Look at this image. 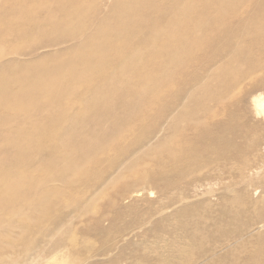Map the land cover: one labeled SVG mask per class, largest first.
Masks as SVG:
<instances>
[{"label":"bare ground","instance_id":"6f19581e","mask_svg":"<svg viewBox=\"0 0 264 264\" xmlns=\"http://www.w3.org/2000/svg\"><path fill=\"white\" fill-rule=\"evenodd\" d=\"M72 1L47 0L35 10L19 5L10 12L12 19L0 17V62L7 56H28L17 42L37 34L60 33L44 46L48 48L73 42L63 59L48 55L23 67L15 60L0 63V125L5 127L0 128V151L5 154L0 176L9 181L0 197L12 214L7 222L0 221V264L36 263L44 250L34 244L35 239L50 237L55 230H71L76 220L86 229L90 222L82 218L94 201L109 194L114 199L105 206L107 215L115 208L113 212L124 213L140 195L175 199L173 212L161 224L178 218L177 229L195 236L175 252L188 259L187 264H228L231 256V264H256L257 255L263 262L259 255L264 251V214L258 221L246 222L247 217L243 221V212L234 207L235 202L227 204V198L212 209L198 200L196 191L188 197L185 192L190 187L182 180L210 166L217 180L223 175H245L239 168L246 165L245 147L239 141L243 143L261 126L245 121L264 120V82H254L264 73V21L252 19V12L237 19L244 0H139L137 4L105 0L96 10L97 0L83 7L69 4ZM136 20L143 24L136 25ZM50 22L55 28L43 24ZM218 39L227 42L216 44ZM69 61L80 71L64 73L63 64ZM247 83L257 89L256 95L243 91ZM248 96L257 97L241 105ZM226 100L231 103L228 108ZM24 102L31 107H23ZM213 105L218 106L217 113ZM60 113L74 123L67 132L21 129L37 127L36 118ZM218 113L227 120H215ZM242 119V124L232 126L234 132L226 131L228 123ZM151 121L154 133L145 135ZM185 132L193 133V138L185 139ZM22 155L33 159L19 167L16 163ZM236 163L240 170L235 176ZM205 180H192L194 188L202 187ZM82 186L87 188L81 190ZM24 191L27 195L21 199L13 195ZM72 195L78 196L71 202L73 212L51 231L27 240L35 247L22 251L31 225L39 224ZM33 206L42 209L31 211ZM216 209L222 215L210 218L206 212ZM228 210L235 213L231 223L223 214ZM16 213L25 217L16 219ZM101 214L90 220L95 228L103 222L109 228L117 226L116 219L108 221ZM207 221L210 226L197 232ZM212 231L223 233L212 238ZM194 249H200L199 254L191 255Z\"/></svg>","mask_w":264,"mask_h":264},{"label":"rangeland","instance_id":"374dc122","mask_svg":"<svg viewBox=\"0 0 264 264\" xmlns=\"http://www.w3.org/2000/svg\"><path fill=\"white\" fill-rule=\"evenodd\" d=\"M45 1L47 0H0V17L12 19L13 16L10 14V12L13 8L18 7L19 5H24L23 7L25 9L35 10L39 8V5H42ZM61 1L65 2L67 0ZM91 1L92 0H73L69 4L74 5L75 7H83L87 4H90ZM104 1L105 0H97L98 4L94 7V10L97 9V6L99 4H103ZM138 1L139 0H132L131 2L137 4ZM243 12H252L254 14L252 19L260 17L259 20L264 21V3L260 2L259 0H244V7L238 10V13H240V15L237 17V19L243 18ZM246 19L250 20V16H247ZM43 24L47 25V28L49 26H51V28H55V24L51 22ZM135 24L142 25L143 23H141L139 20H136ZM59 34L60 33H58L57 31L51 33H42L34 35L31 38L25 39L21 42H17L19 48L24 53L28 54V56H7L2 59L0 63L15 60L17 62H20L19 65H22L23 67L26 63H29L31 61L33 62L37 59H43V57L48 55L56 60L58 58L63 59L65 58L63 57L64 52L73 46V42L61 44L54 48L44 47L55 42ZM206 38H208V36ZM212 38L213 37H211V39ZM226 42L227 41L225 39H218L215 41L216 44ZM37 54L38 58L33 57ZM67 57L68 59L70 58V56ZM9 58H11V60H9ZM5 59L8 60L6 61ZM47 63L53 65L51 61H47ZM62 71L64 73L70 74L78 72L80 70L79 66H76V64H74L72 61H69L63 64ZM254 82H264V73L258 74V76L256 77V81ZM250 84L251 83H247L243 87V91L247 90L248 95H252L257 91V89H253ZM256 97L257 96H248L247 98H242L240 104H250L252 103L251 101ZM227 101L228 100L225 101V104H227L226 106L228 108L231 103H228ZM22 106L27 108L31 107L29 103L25 102L22 104ZM194 106L195 105H192L191 108H193ZM197 107L200 108V104H198ZM214 108L215 105H213V109ZM217 108L218 106L213 110V112L217 113ZM56 115L57 114H54L53 118L50 119L36 118L35 124L37 127L35 128H24V126L20 128L23 132H56L55 135H57L58 132H67L66 128L70 125H73L74 123L68 120L67 116L61 113L60 115ZM220 119L227 120V117L221 116V114L218 113V116L215 117V120L221 121ZM243 119L234 120V122L228 123V125L226 126V131L228 132L229 129V131L231 130V132H234L235 130L232 129V126L236 124H242ZM247 120L245 122H247V124H249L250 126L258 125V123L261 126H257V129H255L256 132H251L247 136V139L243 141V143L242 141H239V143L241 145H244L245 147L244 163H246V165L241 164L244 165V167L239 166V168L243 171V175L245 174L243 178H238L236 176L238 170H240L237 166L238 163H236V165H233V167L237 166L234 168L237 170L233 171L234 175L236 173L235 178L232 176L230 177L229 175H223L220 176L217 180L211 176L210 169H212L213 167L210 166L208 169L198 172L197 174H193L192 176L186 177L182 181L188 182L187 187H190L189 191L185 192L188 197H192L194 195V191H196V193L198 194V200L207 202L212 209H215L220 204L223 205L227 198V204L232 205L235 202L236 204H233L234 207L236 209L238 208L237 210L243 212L241 216L243 218V221L245 220L244 218L247 217L246 219L249 218L250 220L248 219L245 221L250 223L258 221V219H262L260 217H263L264 214V120L260 117H258L257 120L249 117ZM0 128L5 127L0 125ZM155 128L156 127L153 126V123L151 121L150 127H146L147 134L146 132H144V134H150L151 136L152 133H154ZM185 133H187L184 135L185 139L193 138V133ZM228 137H231V135H228ZM4 158L5 154L0 151V167L1 162ZM28 159L33 158L31 155L20 156L18 158V162L16 163L17 166L26 163ZM233 174L231 173V175ZM199 177H206L207 180L204 181L202 187L195 189L194 186H196V184L194 183L193 185L192 180L198 179ZM8 184L9 181L7 180V178L0 176V190H5L8 187ZM55 186H60V183H56ZM82 187L81 190H85L87 188V186ZM246 187L248 189H246ZM61 188H63V185H61ZM226 193H228V195H226ZM13 195L17 196L18 199H21L25 197V195H27V192H14ZM70 196L71 194L68 197ZM77 198L78 196L72 195V198L70 200L68 199L69 201H66L64 202V204H60V206H56L51 209L48 212V215L44 217L43 221H41L39 224H32L30 231L25 233V243L23 244L22 251L28 252L32 250L35 247L34 244L36 246L39 245L40 248L44 250V254L41 255L40 259L34 264H187L189 262V260L185 259L184 256H177L175 252L178 248H184L186 239H189L191 237L194 238L195 236L193 234H189L188 236H186L177 229L175 223L177 222L178 218L174 219L173 222H170L167 225L165 223H163L164 226L161 224L162 219L173 212L171 204L175 201V199H165L154 194L150 196L140 195V197L138 196L137 198H135L132 203L133 206L130 207L133 212L128 208L127 210H124V213H126V211L128 212L126 214H124L123 212L115 213L113 212L115 209L117 210V208H115L114 210L112 209L113 211L107 215L105 214V206L107 205V203L114 199L112 195L109 194L106 198L97 199L96 202L94 201V206L92 204V207L90 208V211L88 212L86 217L82 218L87 223L90 222L86 229H83L82 226H79L77 223L78 221L76 220L73 223L74 226L71 228V230H55V232H52L50 237L46 236L45 238L42 237L35 239L34 244L31 241H27L32 240V238H34L36 234H39L40 231L41 235L46 231H51V229H53L65 218L64 216L71 214L73 212V205L71 202L72 200L75 201ZM0 199H2V201L0 200V221L7 222L12 217V214L9 211L10 209L8 207L7 201H5V198L0 197ZM105 199H107V201ZM231 201H233V203H231ZM189 202H191V200H189ZM254 205L256 206L254 207ZM40 209L42 208L37 206H33L32 208H30L31 211ZM149 210L150 214L147 213V211ZM129 211H131V213ZM216 211L212 210V212L206 213L211 214L210 218H213V216L218 217L217 214L219 213V210L216 209ZM230 211L231 210H228V213L223 212V214H227L226 216H224L226 218H229V223L232 222L231 218H233L235 215L234 212L233 215V213H231ZM248 212L250 213L248 214ZM103 213L106 215L108 221L110 219V221L114 222V220L116 219L114 223L117 222V226L109 228V225L106 222H103L101 223L102 226L100 229L99 227L95 228L97 227V225L95 224L96 226H94L90 220L94 221L95 219H98V215L100 216V214L101 217H105ZM120 213L121 216L119 215ZM206 213L204 211L203 215H205ZM220 215H222L221 210L219 216ZM22 216L23 218L25 217L21 213H16L14 217L16 219H22ZM110 216L112 217L110 218ZM207 224L210 226V223H208L207 221L205 225L197 227V232L206 230L204 229V227H209L207 226ZM261 230L263 232V229ZM222 233L223 232L220 231H212L209 233V235L214 234L212 238H218L221 237L220 235ZM209 243L210 242H207L206 244L209 245ZM200 249H194L192 251L193 254L191 255L199 254L198 252ZM54 251L55 253H53ZM259 256L264 257L263 250ZM227 258L228 264H231L232 256L230 257V259L229 257ZM86 259L87 262H85ZM257 259L260 261L261 258H258L257 255ZM258 260H256V264H264V261L259 262Z\"/></svg>","mask_w":264,"mask_h":264}]
</instances>
